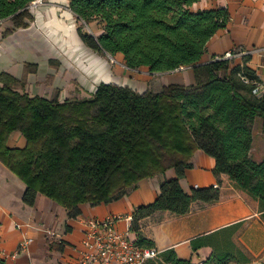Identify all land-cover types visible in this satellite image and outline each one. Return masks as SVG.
Here are the masks:
<instances>
[{"label":"trees","instance_id":"16d2710c","mask_svg":"<svg viewBox=\"0 0 264 264\" xmlns=\"http://www.w3.org/2000/svg\"><path fill=\"white\" fill-rule=\"evenodd\" d=\"M31 1L0 0V20L12 24L4 35L32 22ZM196 1L70 0L69 7L83 23L96 21L103 27L97 37L80 32L87 47L120 53L129 69L169 72L196 64L212 35L229 20L222 7L190 11ZM36 69L25 63L20 79L0 72V162L24 184L25 205L35 207L42 197L63 208L67 218H76L79 205L116 201L140 180L172 168L176 177L164 179L157 197L135 209L130 230L158 210L183 215L195 201L218 199V187L186 193L180 185L200 149L214 158V174L227 175L259 202L264 219V159L254 161L249 155L256 117L264 129V93L253 92L257 84L245 64L231 67L229 59H214L193 68L192 85L171 83L140 92L101 82L89 97L62 100L25 91L27 76ZM13 132L24 138L23 146H8ZM133 241L151 247L143 245L140 235ZM203 243L196 238L191 247ZM238 253L242 262L248 261ZM160 257L167 264H192L173 249L147 264ZM229 257L214 251L201 264H223Z\"/></svg>","mask_w":264,"mask_h":264},{"label":"crops","instance_id":"0c3cea01","mask_svg":"<svg viewBox=\"0 0 264 264\" xmlns=\"http://www.w3.org/2000/svg\"><path fill=\"white\" fill-rule=\"evenodd\" d=\"M69 3L70 0H44L30 7L32 22L7 35L3 31L12 26L11 21L0 20V72L20 79L25 63L36 65V72L27 76L25 91L29 95L51 99L55 88L53 97L59 100L82 98L94 92L100 81L125 84L123 78L122 83H118L120 75H115L114 66L109 74L105 57L108 54L87 47L80 37V32L99 36L103 32L102 25L92 21L88 23L92 32L84 31L82 21L77 19ZM219 7L227 9L229 20L209 39L196 64L169 72H149L152 76L147 74L141 83H149L147 87L153 91L171 83L192 85L195 83L194 67L231 51L230 66L245 64L253 72L260 93H264V0H197L188 9L195 12ZM117 54L122 59V55ZM154 75H161L162 79L157 89L151 85ZM47 76L52 78L49 83ZM147 87L134 89L141 92ZM62 90L70 92V97L61 98ZM252 134L249 155L254 161H261L264 159V129L258 117L254 120ZM10 137L18 138L23 146V137L18 132ZM192 163V168L180 179L182 189L190 193L194 186L217 184V200L195 201L183 215L155 211L138 219L132 231L130 223L124 220L119 221L117 227L128 228L132 240L140 235L145 240L143 245L159 251L173 249L179 258L189 259L192 264L204 262L217 249L216 237L235 226L240 227L234 240L247 257L264 250V219L259 202L227 175L214 174V158L202 150L194 152ZM175 177L174 169H167L162 174L140 180L136 188L116 201L95 206L81 204V214L67 218L63 208L43 198H38L35 207L25 205L21 200L24 184L0 162V250L6 264H74L84 251L83 219L132 215L136 208L157 197L164 179ZM28 238L30 243L21 247ZM196 238H203L204 243L194 250L191 241Z\"/></svg>","mask_w":264,"mask_h":264},{"label":"built area","instance_id":"2783aa9c","mask_svg":"<svg viewBox=\"0 0 264 264\" xmlns=\"http://www.w3.org/2000/svg\"><path fill=\"white\" fill-rule=\"evenodd\" d=\"M43 2L44 0H32L28 7ZM232 56L233 53L227 51L214 59H230ZM253 92L260 94L258 86L255 87ZM214 187H218L217 184ZM122 220L131 223L132 215H109L102 219H83L82 222L85 225V231L83 232L84 251L74 264H147L149 260L156 258L161 251L155 247L136 245L130 238L128 228L123 230L117 227V223ZM30 241V238L24 240L20 244L21 247L25 248ZM3 256V251L0 250V258L4 259Z\"/></svg>","mask_w":264,"mask_h":264},{"label":"rangeland","instance_id":"374dc122","mask_svg":"<svg viewBox=\"0 0 264 264\" xmlns=\"http://www.w3.org/2000/svg\"><path fill=\"white\" fill-rule=\"evenodd\" d=\"M82 26H83L84 31H87L89 33L92 32V28L90 27V24H85L82 22ZM107 54L108 55L105 57L107 58V62L109 64V74H110V70H111L112 66H114L115 75L116 76L120 75V78H119L120 80H118V83L119 82L122 83V78H123V80L126 79L124 85H128V86H131L133 88L142 89V87H147L149 85V83H147V84H145L144 82L141 83L142 80H144V78L147 76V74L152 76V74L149 73L150 71L147 68L140 67L137 69H129L125 66V64H124V62L121 59L119 54H115V55H111L110 53H107ZM154 76H156V77L153 79H150V80H152L151 85L153 86V88L157 89L160 87V85L162 83L161 82L162 79H161V75H154ZM106 81L112 82L113 80H111V81L106 80ZM100 82H105V81H100ZM154 82H158V84L154 85ZM55 90L56 89L53 88V90L51 92L52 96L50 98H52L55 95V93H56ZM30 92L33 93L32 91L29 90V93ZM69 93H67V91H65V90H62V92H60L59 96H61V98L67 97L69 95ZM89 96H90V94H88V96H85V97H89ZM68 97H70V96H68ZM258 119H259V117H258ZM23 140H24V138H23ZM21 145H22V143H21ZM23 145H24V143H23ZM8 146L19 147L20 144L18 143V138L15 139L13 137H10L8 140ZM39 198H42V197H39ZM239 227L240 226H235V227H232L230 229H226V230L222 231V235L216 237V244H217L216 252H219V253L228 252V253H230L229 259L226 260L223 264H264V250H260V251L256 252V254H254V255L251 254L249 257H247L243 252V254L248 258V261L242 262V260H241L242 258L238 253V250H240L241 252H242V250L236 244V240H234ZM151 264H167V263H165L163 261V259L160 257V258H157L154 261H152ZM210 264H212V263H210Z\"/></svg>","mask_w":264,"mask_h":264}]
</instances>
